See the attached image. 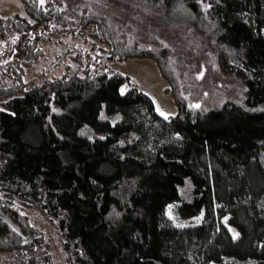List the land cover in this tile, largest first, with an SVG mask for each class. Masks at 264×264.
<instances>
[{
	"label": "trees",
	"instance_id": "obj_1",
	"mask_svg": "<svg viewBox=\"0 0 264 264\" xmlns=\"http://www.w3.org/2000/svg\"><path fill=\"white\" fill-rule=\"evenodd\" d=\"M22 1L0 14V264H264V0ZM145 16L203 33L243 99L191 106ZM66 37L83 45L35 79ZM128 57L157 61L177 113L112 66Z\"/></svg>",
	"mask_w": 264,
	"mask_h": 264
},
{
	"label": "rangeland",
	"instance_id": "obj_2",
	"mask_svg": "<svg viewBox=\"0 0 264 264\" xmlns=\"http://www.w3.org/2000/svg\"><path fill=\"white\" fill-rule=\"evenodd\" d=\"M41 2L43 3L44 0ZM13 12L27 15L22 0H0L1 15ZM138 19L135 28L138 35L146 41L152 38L164 41L180 57L181 81L191 106L200 104L212 107L227 99L237 101L243 99L245 92L243 80L222 71L216 53L203 33L190 28H177L170 24L160 25L150 16ZM42 45L46 48L48 58L32 69L31 75L35 79L61 73L66 67V62L71 61V58L67 56L74 53L78 46L83 45V42L66 37L62 43L45 42ZM113 66L119 71L130 74L132 81L149 91L160 111L166 114L177 112L178 104L174 92L155 59L128 57L114 60ZM116 116H120V112L111 114L113 119ZM169 214L180 224H192L201 219V216H181L176 203L169 206Z\"/></svg>",
	"mask_w": 264,
	"mask_h": 264
},
{
	"label": "crops",
	"instance_id": "obj_3",
	"mask_svg": "<svg viewBox=\"0 0 264 264\" xmlns=\"http://www.w3.org/2000/svg\"><path fill=\"white\" fill-rule=\"evenodd\" d=\"M112 66H113V62H112ZM114 67V66H113ZM115 68V67H114ZM128 74V73H127ZM129 76H130V74H128ZM131 77V76H130ZM131 84L132 85H136V86H138L139 88H141V89H143L142 87H140L137 83H135L134 81H132V79H131ZM169 86H170V83H169ZM144 91H146L147 93H149L150 95H151V93L149 92V91H147V90H145V89H143ZM152 96V95H151ZM153 97V96H152ZM154 99V98H153ZM155 104H156V102H155ZM156 108H157V110L159 109L158 107H157V105H156ZM178 111V110H177ZM158 112L160 113V114H162L163 112L162 111H160V110H158ZM175 113H177V112H175ZM175 113H171V114H175ZM171 114H167V115H163V116H169V115H171Z\"/></svg>",
	"mask_w": 264,
	"mask_h": 264
},
{
	"label": "snow or ice",
	"instance_id": "obj_4",
	"mask_svg": "<svg viewBox=\"0 0 264 264\" xmlns=\"http://www.w3.org/2000/svg\"><path fill=\"white\" fill-rule=\"evenodd\" d=\"M207 7H211V5H207ZM196 106L199 107V105H196ZM162 115H167V114L166 113H162Z\"/></svg>",
	"mask_w": 264,
	"mask_h": 264
}]
</instances>
